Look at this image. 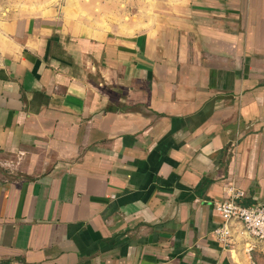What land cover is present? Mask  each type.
<instances>
[{"label": "crops", "instance_id": "obj_1", "mask_svg": "<svg viewBox=\"0 0 264 264\" xmlns=\"http://www.w3.org/2000/svg\"><path fill=\"white\" fill-rule=\"evenodd\" d=\"M228 187L264 200V0H0V261L264 264Z\"/></svg>", "mask_w": 264, "mask_h": 264}, {"label": "built area", "instance_id": "obj_2", "mask_svg": "<svg viewBox=\"0 0 264 264\" xmlns=\"http://www.w3.org/2000/svg\"><path fill=\"white\" fill-rule=\"evenodd\" d=\"M224 195V199L217 204L223 218L222 226L216 230L218 238L228 241L229 222L238 220L248 234L264 241V200L246 204L243 202L244 191L237 187H228Z\"/></svg>", "mask_w": 264, "mask_h": 264}, {"label": "trees", "instance_id": "obj_3", "mask_svg": "<svg viewBox=\"0 0 264 264\" xmlns=\"http://www.w3.org/2000/svg\"><path fill=\"white\" fill-rule=\"evenodd\" d=\"M0 264H7V262H4V261H0Z\"/></svg>", "mask_w": 264, "mask_h": 264}]
</instances>
